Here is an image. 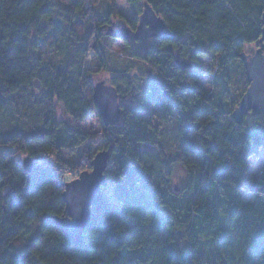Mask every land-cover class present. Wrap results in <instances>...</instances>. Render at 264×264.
<instances>
[{
	"label": "trees",
	"instance_id": "obj_1",
	"mask_svg": "<svg viewBox=\"0 0 264 264\" xmlns=\"http://www.w3.org/2000/svg\"><path fill=\"white\" fill-rule=\"evenodd\" d=\"M116 1L96 14L91 0H0V264H264V170L252 178L247 168L264 155V115L231 119L248 87L239 55L261 38L264 0H125L150 6L174 36L141 53L123 41L128 64L101 43L115 40ZM214 58L206 93L198 73ZM105 72L120 97L144 83L147 109L123 104L118 125L88 133L82 124L100 118L92 76ZM98 138L110 153L106 186L78 246L46 218L63 217L60 172L90 170ZM175 167L186 175L178 192Z\"/></svg>",
	"mask_w": 264,
	"mask_h": 264
},
{
	"label": "water",
	"instance_id": "obj_2",
	"mask_svg": "<svg viewBox=\"0 0 264 264\" xmlns=\"http://www.w3.org/2000/svg\"><path fill=\"white\" fill-rule=\"evenodd\" d=\"M261 26V38L256 44L254 53L239 55L248 87L231 114V119L238 126L242 125L244 119L249 115H264V7ZM106 35L129 43H142L146 40H172L174 38L163 20L147 4H142L135 30L114 23L108 27ZM175 64L180 69L192 68L191 64L183 61L176 60ZM118 98L117 89L112 85H107L104 81H99L92 87V101L106 128L116 126L120 122L121 105ZM109 160V151L103 150L96 153L90 162V170L81 173L74 181L64 184L63 217L46 218L48 222L53 221L75 245H82L83 233L90 222V209L103 198L102 188L106 186L105 173ZM27 162V160L24 161V168ZM173 189L175 192L179 191V187L176 185L173 186Z\"/></svg>",
	"mask_w": 264,
	"mask_h": 264
},
{
	"label": "rangeland",
	"instance_id": "obj_3",
	"mask_svg": "<svg viewBox=\"0 0 264 264\" xmlns=\"http://www.w3.org/2000/svg\"><path fill=\"white\" fill-rule=\"evenodd\" d=\"M56 1H58L62 5H67V0H56ZM110 4H111V0H91V6L93 7V10L95 11L96 14L107 13ZM115 4H116V10H117L118 15L122 17V19L119 18L115 20V24L120 25L122 27L127 26L126 22L129 20H132L134 16L136 15L138 16L141 12V9L137 5L131 6L125 0H117ZM150 41L151 40H146L142 43H139L136 46V50L141 53L145 49H148L151 43ZM101 43L104 46V48L107 50V52L110 54L111 58L117 62V64H120V63L128 64L129 63V50L124 45L123 41H120L117 39L112 40L108 38V39H104ZM255 49H256L255 44L247 45L245 47V53L253 54ZM216 61H217L216 58L201 60L202 68L206 71H209V74L205 76H203L201 73H198V76L202 82V85L206 93L213 92L214 90L213 82H214L215 73L217 72L216 66H215ZM86 66L92 69L93 71L97 70L96 63L92 56L86 61ZM111 77H112L111 73H108V72H105L102 75L94 74L92 76V81H93L92 87L94 86L95 83L99 81H104L107 85H109L111 83L110 82ZM144 88H145L144 83H139L138 80L135 81L134 90L132 94L127 95V93H125L124 97L119 96L118 102L120 104H128V106L131 105L132 107H138V109H142V110L147 109L145 95H144V91H145ZM88 97L89 98L92 97V89H91V92L88 93ZM58 114L62 116L60 112H58ZM251 116H248V118L250 119ZM100 124H101V119L97 116H94L88 119L87 121H85L82 124V128L84 131L88 133H95V132L100 131ZM103 144H104L103 139L98 138L93 143H91L90 151L93 154H96L102 151ZM247 168H248L249 177L258 178L260 176L261 172L264 170V155L262 151H260L258 157L252 158L248 161ZM67 172H64V173L60 172V182L61 183L63 182L62 183L63 185L74 181L81 174V172H79V175L77 176L76 175L77 171L75 173L74 171H72L69 174ZM185 184H186V175L184 171L179 167L173 168L172 181L170 183V188H173L174 185L180 188H183ZM109 193L106 192L105 194L108 197V199L111 198ZM251 196H252V193L243 192L242 193L243 203L247 204L250 201Z\"/></svg>",
	"mask_w": 264,
	"mask_h": 264
},
{
	"label": "flooded vegetation",
	"instance_id": "obj_4",
	"mask_svg": "<svg viewBox=\"0 0 264 264\" xmlns=\"http://www.w3.org/2000/svg\"><path fill=\"white\" fill-rule=\"evenodd\" d=\"M114 23H115V21H112L111 24H110V26H111L112 24H114ZM133 46H135V45H133ZM120 105H123V104H120Z\"/></svg>",
	"mask_w": 264,
	"mask_h": 264
},
{
	"label": "built area",
	"instance_id": "obj_5",
	"mask_svg": "<svg viewBox=\"0 0 264 264\" xmlns=\"http://www.w3.org/2000/svg\"><path fill=\"white\" fill-rule=\"evenodd\" d=\"M76 175L78 176V175H79V172H77ZM62 183H63V182H62Z\"/></svg>",
	"mask_w": 264,
	"mask_h": 264
}]
</instances>
